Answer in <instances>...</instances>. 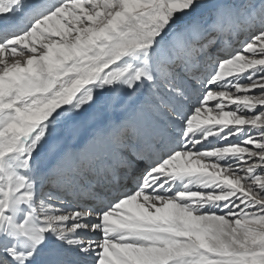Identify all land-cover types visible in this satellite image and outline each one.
Instances as JSON below:
<instances>
[{"label":"snow or ice","instance_id":"snow-or-ice-1","mask_svg":"<svg viewBox=\"0 0 264 264\" xmlns=\"http://www.w3.org/2000/svg\"><path fill=\"white\" fill-rule=\"evenodd\" d=\"M0 264H264V0H0Z\"/></svg>","mask_w":264,"mask_h":264}]
</instances>
